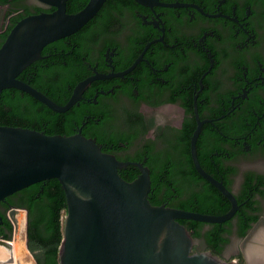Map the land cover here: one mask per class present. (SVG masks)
<instances>
[{"label":"flooded vegetation","instance_id":"obj_1","mask_svg":"<svg viewBox=\"0 0 264 264\" xmlns=\"http://www.w3.org/2000/svg\"><path fill=\"white\" fill-rule=\"evenodd\" d=\"M91 1L0 0V46L29 16L73 15ZM40 55L17 78L56 104L85 83L67 110L44 104V129L55 121L62 135L94 139L125 163L124 179L147 169L153 205L223 214L230 201L193 160L199 126L197 162L238 207L224 222H202L192 251H209L211 234L227 264H250L248 251L264 249V0H102L84 25ZM11 93L22 101L30 95ZM14 193L0 201L3 238Z\"/></svg>","mask_w":264,"mask_h":264},{"label":"water","instance_id":"obj_2","mask_svg":"<svg viewBox=\"0 0 264 264\" xmlns=\"http://www.w3.org/2000/svg\"><path fill=\"white\" fill-rule=\"evenodd\" d=\"M101 1L92 0L73 15L58 9L16 23L0 46V92L18 88L54 111L67 110L85 83L61 106L17 76L41 57L46 44L84 25ZM198 130L192 136L193 160L199 174L230 201L223 214L151 204L148 170L142 168L134 179L125 180L118 172L125 163L102 151L92 138L11 125H0V201L33 183L58 179L66 198L58 264H227L210 251L193 252V238L178 221L221 223L238 207L231 192L200 168L194 150ZM8 217L13 233L11 239L0 237V264H22L21 259L37 264L27 246V211L12 206Z\"/></svg>","mask_w":264,"mask_h":264},{"label":"trees","instance_id":"obj_3","mask_svg":"<svg viewBox=\"0 0 264 264\" xmlns=\"http://www.w3.org/2000/svg\"><path fill=\"white\" fill-rule=\"evenodd\" d=\"M11 88L13 87L4 88L0 92V125L27 127L44 131L46 134L61 133L56 128L55 121H51L50 128L44 129L43 121L47 116V107L43 103L30 95L28 100L22 101L12 95ZM22 106H25V109ZM8 112L16 113L18 120L12 121ZM125 180L130 181V178ZM14 196L18 197L14 202L15 206L27 211V246L37 264H58V246L62 237L63 216L66 211L65 193L60 182L56 178L39 181L16 191ZM178 221L189 230L191 236L203 237L199 229L202 222L190 219ZM245 230L243 229L240 235L243 236ZM8 231L6 238L10 237L11 224ZM219 238L218 234L205 236L207 249L215 255H218L221 249L217 243Z\"/></svg>","mask_w":264,"mask_h":264},{"label":"bare ground","instance_id":"obj_4","mask_svg":"<svg viewBox=\"0 0 264 264\" xmlns=\"http://www.w3.org/2000/svg\"><path fill=\"white\" fill-rule=\"evenodd\" d=\"M3 256H4L3 252L0 251V257H3ZM248 257H249L250 264H264V249H259V250L250 249V251H248ZM19 258H21L20 255H19ZM21 263L27 264L28 261L25 259H21Z\"/></svg>","mask_w":264,"mask_h":264}]
</instances>
